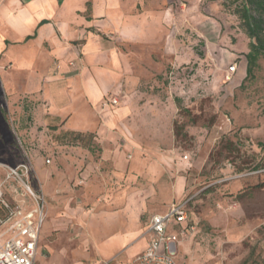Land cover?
Returning a JSON list of instances; mask_svg holds the SVG:
<instances>
[{
    "label": "rangeland",
    "instance_id": "obj_1",
    "mask_svg": "<svg viewBox=\"0 0 264 264\" xmlns=\"http://www.w3.org/2000/svg\"><path fill=\"white\" fill-rule=\"evenodd\" d=\"M237 6L138 0V14H170L147 43L105 36L149 68L140 83L109 91L105 102L119 92L124 115L100 129L69 130L73 113L58 118L8 92L0 65V186L14 208L21 202L9 194L35 207L26 186L44 198L36 264L128 263L145 248L151 217L181 201L189 228L180 264H264V58L252 78L240 83L237 69L227 81L251 41ZM82 118L72 127H86ZM6 217L0 199V234Z\"/></svg>",
    "mask_w": 264,
    "mask_h": 264
},
{
    "label": "crops",
    "instance_id": "obj_2",
    "mask_svg": "<svg viewBox=\"0 0 264 264\" xmlns=\"http://www.w3.org/2000/svg\"><path fill=\"white\" fill-rule=\"evenodd\" d=\"M137 1L0 0V65L5 88L39 102L41 108L58 118L73 113L66 123L69 130L100 129V121L106 118L111 124L119 121L124 109L105 106L107 94L126 81L140 83V71L149 67L145 62H135V54L122 51L105 36L115 33L119 45L147 43L154 32L165 28L163 20H168L170 14V9H146L138 14L133 11ZM247 52L248 47L236 52L240 55L237 57L245 59L237 67L240 83L246 76ZM170 72L172 69L167 73V82L171 88ZM113 94L119 96V92ZM109 107L117 110L113 112ZM80 115L86 127L73 128ZM9 195L21 202L24 212L33 209L25 194ZM28 199L32 201L30 196ZM155 215L146 230L145 248ZM180 228L174 226L176 231ZM180 246L181 239L178 250Z\"/></svg>",
    "mask_w": 264,
    "mask_h": 264
},
{
    "label": "built area",
    "instance_id": "obj_3",
    "mask_svg": "<svg viewBox=\"0 0 264 264\" xmlns=\"http://www.w3.org/2000/svg\"><path fill=\"white\" fill-rule=\"evenodd\" d=\"M236 71V64L228 68L227 81H231ZM174 79V72H170V85L175 83ZM120 104L121 101L116 95L108 97L105 102V106L119 107ZM185 159L188 157L185 156ZM25 170L28 171L25 165L10 169L9 177L20 178L21 171ZM26 189L35 203V207L29 212L7 203L3 199L0 186L1 203L7 211L6 219L1 222L5 228L0 234V264H36L40 234L46 219L45 201L30 186H26ZM188 220V201L173 202L166 213L152 218L147 247L127 264H180L178 246L181 237L185 236L189 228ZM174 226L181 228L176 231Z\"/></svg>",
    "mask_w": 264,
    "mask_h": 264
},
{
    "label": "trees",
    "instance_id": "obj_4",
    "mask_svg": "<svg viewBox=\"0 0 264 264\" xmlns=\"http://www.w3.org/2000/svg\"><path fill=\"white\" fill-rule=\"evenodd\" d=\"M238 3L236 15L242 28L251 40L248 44L246 77L252 78L259 61L264 58V0H235ZM80 136V135H78Z\"/></svg>",
    "mask_w": 264,
    "mask_h": 264
}]
</instances>
